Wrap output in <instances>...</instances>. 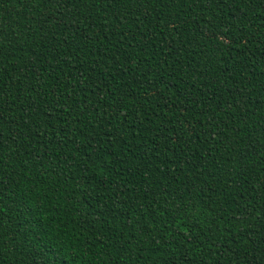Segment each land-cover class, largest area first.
I'll return each instance as SVG.
<instances>
[{
	"label": "trees",
	"instance_id": "16d2710c",
	"mask_svg": "<svg viewBox=\"0 0 264 264\" xmlns=\"http://www.w3.org/2000/svg\"><path fill=\"white\" fill-rule=\"evenodd\" d=\"M0 264H264V0H0Z\"/></svg>",
	"mask_w": 264,
	"mask_h": 264
}]
</instances>
